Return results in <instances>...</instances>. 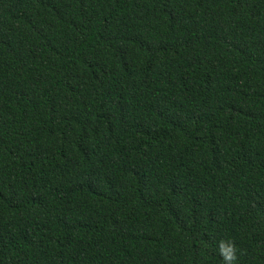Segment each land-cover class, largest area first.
Instances as JSON below:
<instances>
[{"label": "trees", "instance_id": "trees-1", "mask_svg": "<svg viewBox=\"0 0 264 264\" xmlns=\"http://www.w3.org/2000/svg\"><path fill=\"white\" fill-rule=\"evenodd\" d=\"M264 264V0H0V264Z\"/></svg>", "mask_w": 264, "mask_h": 264}, {"label": "clouds", "instance_id": "clouds-1", "mask_svg": "<svg viewBox=\"0 0 264 264\" xmlns=\"http://www.w3.org/2000/svg\"><path fill=\"white\" fill-rule=\"evenodd\" d=\"M218 253L224 264H236L237 249L231 240L218 241Z\"/></svg>", "mask_w": 264, "mask_h": 264}]
</instances>
